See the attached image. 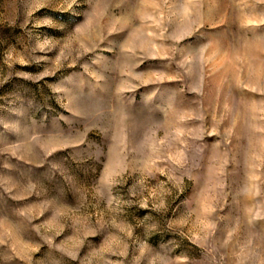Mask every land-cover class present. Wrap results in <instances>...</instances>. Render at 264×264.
I'll return each mask as SVG.
<instances>
[{"label":"rangeland","instance_id":"rangeland-1","mask_svg":"<svg viewBox=\"0 0 264 264\" xmlns=\"http://www.w3.org/2000/svg\"><path fill=\"white\" fill-rule=\"evenodd\" d=\"M0 264H264V0H0Z\"/></svg>","mask_w":264,"mask_h":264}]
</instances>
